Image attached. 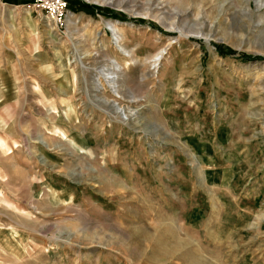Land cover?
Listing matches in <instances>:
<instances>
[{
  "label": "rangeland",
  "instance_id": "obj_1",
  "mask_svg": "<svg viewBox=\"0 0 264 264\" xmlns=\"http://www.w3.org/2000/svg\"><path fill=\"white\" fill-rule=\"evenodd\" d=\"M29 2L0 0V264H264V0Z\"/></svg>",
  "mask_w": 264,
  "mask_h": 264
},
{
  "label": "built area",
  "instance_id": "obj_2",
  "mask_svg": "<svg viewBox=\"0 0 264 264\" xmlns=\"http://www.w3.org/2000/svg\"><path fill=\"white\" fill-rule=\"evenodd\" d=\"M29 5H34L43 10L51 17L55 25L62 26L66 20V0H32Z\"/></svg>",
  "mask_w": 264,
  "mask_h": 264
},
{
  "label": "trees",
  "instance_id": "obj_3",
  "mask_svg": "<svg viewBox=\"0 0 264 264\" xmlns=\"http://www.w3.org/2000/svg\"><path fill=\"white\" fill-rule=\"evenodd\" d=\"M4 1H8V2H17V0H4ZM32 0H30V2H31ZM71 3L69 2V4H67V5H70ZM72 5V4H71ZM84 7H89L90 5L89 4H87V3H83L82 4ZM99 10H101L102 12H104L106 9H103V8H100ZM105 12H107V11H105ZM219 45H217V50L220 52V53H223V54H226V53H229V54H232L233 53V51H224L223 49H221V48H219L218 47Z\"/></svg>",
  "mask_w": 264,
  "mask_h": 264
}]
</instances>
